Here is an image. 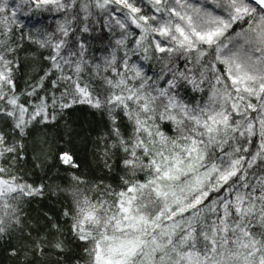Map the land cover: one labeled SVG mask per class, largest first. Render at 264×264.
Instances as JSON below:
<instances>
[{
    "label": "snow or ice",
    "instance_id": "1",
    "mask_svg": "<svg viewBox=\"0 0 264 264\" xmlns=\"http://www.w3.org/2000/svg\"><path fill=\"white\" fill-rule=\"evenodd\" d=\"M5 239L20 264H264V0H0Z\"/></svg>",
    "mask_w": 264,
    "mask_h": 264
},
{
    "label": "trees",
    "instance_id": "2",
    "mask_svg": "<svg viewBox=\"0 0 264 264\" xmlns=\"http://www.w3.org/2000/svg\"><path fill=\"white\" fill-rule=\"evenodd\" d=\"M52 19L51 17L49 18ZM91 42V41H90ZM97 46L95 43H93V48L95 49ZM97 55H100L101 53L97 52ZM73 121L76 124H79L81 122L85 123V126H87V122L91 121L94 124H98L99 117H95L91 114V111L84 108H77L76 111L73 113L72 116ZM95 133H93V136ZM75 148L78 154V157L84 162V169L86 175L89 176H100L104 175L103 172L94 171L97 167V165L93 162L92 159V146L91 143H83L81 140L77 139L75 142ZM118 173L112 174L109 176L107 183L113 184V186H117L119 184L118 179ZM57 183H61V181H56ZM32 212L31 215L33 217H36L37 215H42L45 212H50L53 210H58L59 205L56 204L55 198L53 197H46L43 200H37L34 201L31 205ZM20 241L16 239L12 240H0V264H20V259L18 256L12 255V248L17 247L19 248Z\"/></svg>",
    "mask_w": 264,
    "mask_h": 264
}]
</instances>
